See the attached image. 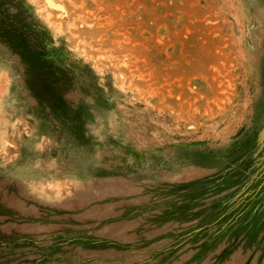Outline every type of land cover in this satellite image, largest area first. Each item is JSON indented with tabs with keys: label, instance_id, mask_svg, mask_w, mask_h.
Masks as SVG:
<instances>
[{
	"label": "rangeland",
	"instance_id": "rangeland-1",
	"mask_svg": "<svg viewBox=\"0 0 264 264\" xmlns=\"http://www.w3.org/2000/svg\"><path fill=\"white\" fill-rule=\"evenodd\" d=\"M0 264H264V0H0Z\"/></svg>",
	"mask_w": 264,
	"mask_h": 264
}]
</instances>
